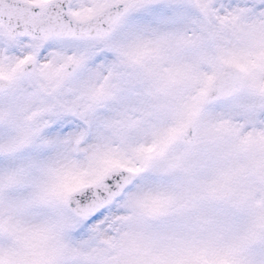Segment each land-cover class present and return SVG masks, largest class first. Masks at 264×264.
<instances>
[{"label":"snow or ice","instance_id":"snow-or-ice-1","mask_svg":"<svg viewBox=\"0 0 264 264\" xmlns=\"http://www.w3.org/2000/svg\"><path fill=\"white\" fill-rule=\"evenodd\" d=\"M0 264H264V0H0Z\"/></svg>","mask_w":264,"mask_h":264}]
</instances>
